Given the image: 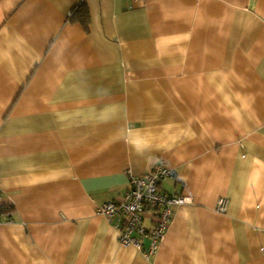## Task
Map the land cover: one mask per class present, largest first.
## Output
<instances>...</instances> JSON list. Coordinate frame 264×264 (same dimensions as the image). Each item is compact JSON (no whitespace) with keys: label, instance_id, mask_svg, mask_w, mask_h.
I'll list each match as a JSON object with an SVG mask.
<instances>
[{"label":"crops","instance_id":"1","mask_svg":"<svg viewBox=\"0 0 264 264\" xmlns=\"http://www.w3.org/2000/svg\"><path fill=\"white\" fill-rule=\"evenodd\" d=\"M159 164L151 254L99 209ZM0 195V264H264V0H0Z\"/></svg>","mask_w":264,"mask_h":264},{"label":"built area","instance_id":"2","mask_svg":"<svg viewBox=\"0 0 264 264\" xmlns=\"http://www.w3.org/2000/svg\"><path fill=\"white\" fill-rule=\"evenodd\" d=\"M140 2L141 0H131ZM173 175V171L165 164L155 166L150 172L135 177L130 175L132 187L124 195L121 202H109L99 209L109 222L119 232V242L122 246H134L143 250L145 239H151L150 252L153 254L175 216V208L189 204L190 198L169 196L160 188V180ZM228 200L221 199L217 205L218 212H225ZM2 198L0 195V210ZM153 221L154 227L148 230L144 219Z\"/></svg>","mask_w":264,"mask_h":264},{"label":"trees","instance_id":"3","mask_svg":"<svg viewBox=\"0 0 264 264\" xmlns=\"http://www.w3.org/2000/svg\"><path fill=\"white\" fill-rule=\"evenodd\" d=\"M81 21L84 22V18H82Z\"/></svg>","mask_w":264,"mask_h":264}]
</instances>
